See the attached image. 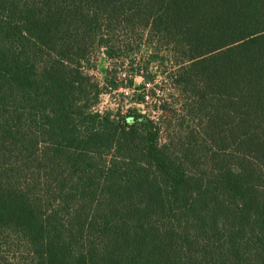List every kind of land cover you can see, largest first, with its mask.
I'll list each match as a JSON object with an SVG mask.
<instances>
[{"label":"trees","instance_id":"trees-1","mask_svg":"<svg viewBox=\"0 0 264 264\" xmlns=\"http://www.w3.org/2000/svg\"><path fill=\"white\" fill-rule=\"evenodd\" d=\"M138 40L178 109L115 121ZM0 264H264V0H0Z\"/></svg>","mask_w":264,"mask_h":264},{"label":"rangeland","instance_id":"rangeland-1","mask_svg":"<svg viewBox=\"0 0 264 264\" xmlns=\"http://www.w3.org/2000/svg\"><path fill=\"white\" fill-rule=\"evenodd\" d=\"M135 45L133 53H135L136 57L133 56V63L112 64L106 60L102 52L95 57L91 64L92 67L88 69L93 81L102 88L95 104V110L100 114L108 113L111 119L115 121L129 117L134 111L159 121L163 115L158 109L159 103H167L170 111L178 109V107L174 106L175 99L171 96L168 82L167 80L165 81L164 77L166 73L173 70V66L166 59L164 62H160L161 57L166 54L165 50H160L159 55L152 56L143 41L139 42L138 40ZM142 65L146 66V70H143L144 75L147 77L152 76L153 82L145 81L140 76L133 75L132 70L142 68ZM106 71H111V75L109 74L110 78L114 71L118 72L115 80L119 85L117 90L105 86L104 79L106 76L108 77ZM129 79H132V87L124 88L128 87ZM143 87L145 88L143 89ZM147 96L148 98H146ZM141 98H144V101H141ZM165 138L162 135L161 141Z\"/></svg>","mask_w":264,"mask_h":264}]
</instances>
